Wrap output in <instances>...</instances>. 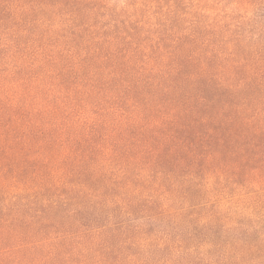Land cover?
<instances>
[{
    "label": "trees",
    "instance_id": "1",
    "mask_svg": "<svg viewBox=\"0 0 264 264\" xmlns=\"http://www.w3.org/2000/svg\"><path fill=\"white\" fill-rule=\"evenodd\" d=\"M0 0V264H264V0Z\"/></svg>",
    "mask_w": 264,
    "mask_h": 264
},
{
    "label": "rangeland",
    "instance_id": "2",
    "mask_svg": "<svg viewBox=\"0 0 264 264\" xmlns=\"http://www.w3.org/2000/svg\"><path fill=\"white\" fill-rule=\"evenodd\" d=\"M118 1H121V0H118ZM174 1L175 0H162L161 4H160V10L167 12L168 7H166V6L172 4Z\"/></svg>",
    "mask_w": 264,
    "mask_h": 264
}]
</instances>
